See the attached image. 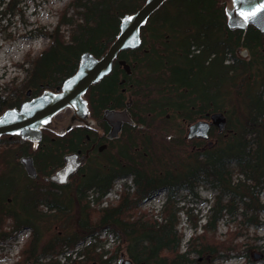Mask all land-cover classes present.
Segmentation results:
<instances>
[{
	"label": "trees",
	"instance_id": "trees-1",
	"mask_svg": "<svg viewBox=\"0 0 264 264\" xmlns=\"http://www.w3.org/2000/svg\"><path fill=\"white\" fill-rule=\"evenodd\" d=\"M143 2L71 0L60 20L66 30L60 34L58 27L46 33L48 45L28 60L31 61L28 79L19 89L6 93L8 96H0V114L26 101L27 89H31L30 96L34 97L44 89L59 86L75 72L83 52L96 58L104 54L118 31L120 18L137 10ZM3 3L0 0V5ZM15 4L12 0L5 9L13 13ZM224 5L221 0H167L150 16L151 25L146 30L152 25L161 29L152 33L151 42L155 44L160 38V49L166 59L175 61V89L190 88L197 94L203 89L205 95L207 86L224 88L226 101L232 100L230 106L226 109L214 106L212 110L224 112L225 128L211 133L209 137L214 140L208 144H204V139L180 140L182 146L188 143L201 148L192 156L183 151L192 159V166L190 162L183 170L165 169L157 176L140 169V175L133 177L134 191L122 193L108 207L90 206L87 197L93 188L91 184L74 185L71 190L67 187L61 193L49 187L40 190L34 184L26 186L27 191L20 198L24 208L9 219L13 230L24 224L31 228L14 264H61L55 256L64 247L71 248L104 228L121 240L112 255L104 260L94 247H86L83 259L66 264H112L121 255L132 264H214L217 259L226 261L232 257H242L244 264H255L252 259L257 249L262 250L258 254L264 259V244L256 245L255 235L243 242L236 241L241 236L247 237L240 228L227 231L223 240L215 238L218 222L225 217L238 219L244 229L256 230L264 224L260 218L264 212V201L260 200L264 192V32L250 25L246 30H229ZM238 48H246L249 58L237 56ZM138 52L139 48L120 55L131 60ZM199 110L193 114L200 113ZM23 150L24 145L19 146L18 156L24 154ZM128 174L118 173L93 188V193H98L95 200L109 189L115 177ZM4 183L0 177V185ZM159 186L165 199L157 218L145 211L137 214L136 209ZM197 186L214 192L212 202L205 222L198 227L194 225L193 234L182 250L184 234L178 230L180 207L175 196L182 189L195 195L193 189ZM7 220L0 217V239L10 235L3 229Z\"/></svg>",
	"mask_w": 264,
	"mask_h": 264
},
{
	"label": "flooded vegetation",
	"instance_id": "flooded-vegetation-1",
	"mask_svg": "<svg viewBox=\"0 0 264 264\" xmlns=\"http://www.w3.org/2000/svg\"><path fill=\"white\" fill-rule=\"evenodd\" d=\"M145 31L146 25L140 28L139 55L133 57L131 61L122 58L120 52L112 63L110 73L87 89L83 95L87 110L84 117L73 119L72 111L69 108L62 110L53 117L47 128L41 130L40 141L35 145L29 141L21 140L16 135L0 136V148L3 147L0 150V167L4 166L7 168V165L12 164L10 162H17L23 171L22 173H24L23 175H25L24 177L34 182V186L37 189L46 190L49 187L51 191L58 193H61L67 187L68 190H71L75 187L74 185L83 183L91 184L95 188L103 185L106 180L118 173H129L127 176L132 179L136 175H140V132L145 128V109H143L142 100L147 93L145 75L142 69L145 56L149 53L148 47L144 46ZM155 43L158 48H161L159 38H157ZM118 61H124L128 68L125 69L120 66ZM155 61L154 65L156 67L152 75L155 74L156 82L153 83L158 88L162 86L160 93L165 91V95L169 96L170 91L183 89L185 92L195 95L197 107L193 103L189 104L188 102L192 101V99H188L185 102V105L187 104L189 107L185 111V114H187L186 118L178 117L177 119H180L179 127L183 126L185 129L184 137L200 140V138H191L189 136L190 126L198 121L209 123L210 115L219 112L208 108L211 105V101L220 103L219 89L210 88L207 83L205 84V87L207 86L205 95L202 93L203 89H200L199 94L193 93L190 88L175 89L174 79L176 74L173 73L175 61L167 60L165 53L161 50L156 52ZM138 62H140V65L142 64L140 71L139 68L135 69L134 67V63L138 66ZM181 67L184 68L185 66L182 65ZM166 80L169 83L164 85L163 82ZM181 80L184 81L183 79ZM57 87L54 89L56 90ZM212 91L217 92L215 98ZM197 95L203 96V98H199ZM29 96L30 93H27V97ZM164 99L161 97L157 99L160 103L159 107L166 105ZM198 106L201 107L200 110ZM198 110L200 113L193 114L194 111ZM106 111L115 112L118 115L111 116L108 118L110 120L106 121L104 119ZM163 111L165 110L163 109ZM156 114L160 115H157V118L163 122H168L172 116L175 117L174 114L171 115L166 111L162 119V110H158ZM161 121L159 123H163ZM215 132H217L216 128L211 125L208 135ZM18 140L19 146L24 145V154L18 156L17 148L6 152L5 149L12 147ZM72 154L75 155L73 164L77 165L69 175L68 182L57 184L47 181L46 179L50 175L65 165V157ZM22 157H30L32 159V166L35 172L33 177L27 175L24 171L20 163V158ZM7 170L12 171L13 168L5 169V171ZM1 174L2 172H0ZM5 175L8 177V174L5 173ZM12 177L13 174H10L8 178L2 179V181H8V186L7 183L0 185V217L7 219L14 218L17 211H20L22 207L24 208L20 198L27 191L23 186V188H20ZM41 206H43L42 203Z\"/></svg>",
	"mask_w": 264,
	"mask_h": 264
},
{
	"label": "rangeland",
	"instance_id": "rangeland-1",
	"mask_svg": "<svg viewBox=\"0 0 264 264\" xmlns=\"http://www.w3.org/2000/svg\"><path fill=\"white\" fill-rule=\"evenodd\" d=\"M4 1L10 3L12 0ZM14 1L16 4L13 13L6 15L0 14V96H8L6 93L10 94L19 89L23 82L28 79V72L30 70V65L28 63L31 62L28 60L33 59L48 45L49 37L46 36V33L52 32L58 27H60V34L64 33L66 27L61 26L62 24L60 25V20L65 7L71 0ZM228 2V0H224L222 4L227 6ZM133 3H135V0H133ZM1 9L2 7H0V11ZM42 15H44V18H42ZM157 30L158 26L154 28L152 25L149 30L145 31L144 35V46H147L149 49V58L146 59L145 57L142 69L145 75V88L147 93L142 100L144 105L143 109H145V128L140 132V169H145L146 172L155 174L156 176L161 175L165 169L171 171H175L176 169L183 170V168L188 166L190 162L192 166V159L187 158L184 152L192 156L201 150L200 147H192L188 143H184L183 146L179 144V141L184 139L185 129L183 126L181 128L179 127L180 119L177 118L182 117L185 114L186 108H189L187 104L185 105V102H187L188 99H192V101L188 102L189 104L193 103L194 106L197 107L195 95L190 92H185V90L182 89L170 91V95L166 96L165 91L160 93L162 86L158 88V86H155L153 83L156 82L155 74L152 75L155 69L150 63H156L155 55L159 49L156 43L152 44L151 35L152 33L156 34L157 32H161V29ZM141 65L140 62H138V66L134 63L135 69L139 68V71ZM163 68L166 69L165 67ZM168 83V80L163 82L164 85ZM25 91L31 92V89ZM218 93L221 98L220 103L211 101V105H209L210 107L208 106L209 110L214 106H221L223 109L230 106L229 104L232 100L230 103L226 101L224 88H220ZM212 94L214 95V98L217 96V92L215 93L212 91ZM159 97L163 99L166 98L164 99L166 105L159 107L160 103L157 101ZM162 108L165 111H163ZM158 110H162V119L163 114L166 111L171 115L174 114L175 117L172 116L168 122H163L157 118V115L160 116L159 114H156ZM158 120L163 123H159ZM213 140V137L206 141L204 140V144H208V142H212ZM15 148L18 150L19 140L17 143L15 142L12 147L6 148L5 150L8 152ZM10 164L11 165H7V168L4 166L0 167V172H2L0 177L3 180L8 178L10 174H13L12 178L15 179V183L19 185L20 188H26V186L34 184V182L27 177H24L25 175H23L24 173H22L23 171L20 168L19 163L10 162ZM9 167H12L13 170L5 171V169H8ZM158 171L160 173H158ZM5 173L8 174V177H6ZM6 183L8 186V181ZM193 190V192L196 193L195 195L182 189L175 196L177 206L180 207L178 212V230L184 234L181 246L182 249L185 246L184 243L193 234L194 225L198 227L205 222V219L209 214L212 194L214 193L212 190L204 186H197ZM151 193L152 194L140 204L139 208L136 209L135 212L137 214L142 213L143 211L153 215V217L158 214L157 210L160 208L164 200V191L162 187L159 186V188ZM90 194L88 193V196ZM260 200L264 201V192L261 193ZM98 207L100 206L96 205L94 206V209H97ZM260 218L261 220H264V212L261 213ZM10 223L11 221L8 219L3 224V229L9 232L10 235L0 239V264H14L17 261L19 258L18 251L28 239L31 230L28 224H24L13 230L12 224ZM235 227L240 228V231L247 235L245 238L243 236L238 238L236 240L237 242H243L246 238L255 235L256 238H258L256 245L264 244V224L260 225L256 230L251 228L244 229V226L239 224L238 219H234L233 217H225L218 222L215 238L217 240H223L226 237L227 231H233ZM198 232H200V229L197 228L196 233ZM261 252V249L255 250V253ZM242 254H244V252H242ZM252 260L255 264H264V259L262 257ZM214 264H244V259L242 257H232L226 261L217 259L214 261Z\"/></svg>",
	"mask_w": 264,
	"mask_h": 264
},
{
	"label": "water",
	"instance_id": "water-1",
	"mask_svg": "<svg viewBox=\"0 0 264 264\" xmlns=\"http://www.w3.org/2000/svg\"><path fill=\"white\" fill-rule=\"evenodd\" d=\"M167 0H144L139 9L131 14H125L120 18L119 30L114 40L99 58H95L89 52H83L78 61L76 71L63 80L61 86L55 91L44 90L40 95L23 102L18 108L7 109L0 114V136L18 135L21 139L27 140L34 145L40 141L41 130L47 128L53 117L62 110L69 108L72 111L73 119H81L86 115V103L83 95L92 84L97 83L106 76L112 68V62L120 51L135 49L140 45V28L146 24L149 17L160 8ZM222 2L224 0H221ZM264 0H230L225 6L226 26L229 30H246L249 25L259 32H264V11L247 22L240 16L241 12H251ZM237 54L247 59L249 52L246 48L238 49ZM119 65L125 69L128 65L124 61H119ZM118 113H104V119L116 116ZM47 121V123H45ZM225 116L222 112L210 115V122L198 121L190 126L189 136L207 138L210 126H216L218 131L225 127ZM75 155H67L66 163L63 167L55 171L46 180L65 184L69 175L74 171L77 164H73ZM25 172L33 177L35 172L30 157L20 158ZM260 255L255 254L254 258ZM121 264V261L119 262ZM129 264V262H126Z\"/></svg>",
	"mask_w": 264,
	"mask_h": 264
},
{
	"label": "built area",
	"instance_id": "built-area-1",
	"mask_svg": "<svg viewBox=\"0 0 264 264\" xmlns=\"http://www.w3.org/2000/svg\"><path fill=\"white\" fill-rule=\"evenodd\" d=\"M121 184L120 182H116L114 185V189L109 191L105 197L103 198L102 205H106L108 200H112L117 198V191L120 190ZM90 242L97 243L99 245L98 250L104 249V250H111L115 245L118 244V240L116 237L107 230H102L99 233H95L94 235L87 238L85 244H88ZM65 259L64 256L60 257V261L63 262Z\"/></svg>",
	"mask_w": 264,
	"mask_h": 264
},
{
	"label": "snow or ice",
	"instance_id": "snow-or-ice-1",
	"mask_svg": "<svg viewBox=\"0 0 264 264\" xmlns=\"http://www.w3.org/2000/svg\"><path fill=\"white\" fill-rule=\"evenodd\" d=\"M264 11V4H260L259 7L255 8L254 11L251 12H241L240 16L244 19L245 22H247L248 20L254 18L257 13ZM45 123H47V121H45Z\"/></svg>",
	"mask_w": 264,
	"mask_h": 264
},
{
	"label": "bare ground",
	"instance_id": "bare-ground-1",
	"mask_svg": "<svg viewBox=\"0 0 264 264\" xmlns=\"http://www.w3.org/2000/svg\"><path fill=\"white\" fill-rule=\"evenodd\" d=\"M42 18H44V15H42ZM159 50H161L160 48H158ZM162 51V50H161Z\"/></svg>",
	"mask_w": 264,
	"mask_h": 264
}]
</instances>
